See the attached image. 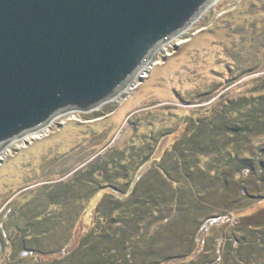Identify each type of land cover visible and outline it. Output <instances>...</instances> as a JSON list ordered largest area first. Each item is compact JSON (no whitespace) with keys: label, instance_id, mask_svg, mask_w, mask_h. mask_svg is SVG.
Instances as JSON below:
<instances>
[{"label":"rangeland","instance_id":"1","mask_svg":"<svg viewBox=\"0 0 264 264\" xmlns=\"http://www.w3.org/2000/svg\"><path fill=\"white\" fill-rule=\"evenodd\" d=\"M256 6L264 8V0H216L188 29L162 45L141 75L137 76L133 83L119 95L89 111L66 112L57 116L41 130L10 143L0 153V213L4 208L10 213L6 221L8 234L10 235L14 231V226H11L14 222V210L22 207L25 212L30 208V211L24 215L25 217L19 220L18 225L22 228L28 227L29 224L34 225V228L38 227L35 235L40 246L46 252L61 249L72 236L70 241L72 247L70 243L67 251L55 252L54 257L65 255L74 248L73 245L78 243V239L80 240L92 231L95 223L98 224L97 218L94 217L95 207L98 203L102 199L105 202H110L113 199L109 193L113 190L112 188H115L116 191L121 188L123 191L126 184L122 178H117V175H112L113 179L117 178L112 183L115 185L114 187L98 190L93 183H86L85 187L78 188L76 202L69 199L70 203L66 209L35 223V212H38L40 205L49 206L48 192L55 190L53 186L44 187L45 184L66 181L76 169L88 165L100 154L106 153L112 148L123 149L132 141L135 134L133 122L144 121L150 115L166 114L170 118V128H175L183 116L190 113H195L194 117L201 116L205 113V108L217 103L219 98H224L225 102L226 99L244 95L251 90L253 78L264 75V52L255 46L250 51H243V54L238 55L239 58L235 61L234 54L241 48L233 49L232 46L233 41L239 42L241 39V35L238 34L239 25H244V22L251 26L254 22L264 24V12L253 13V15L249 12L248 15H245L247 10ZM261 29V27L256 29L255 25L251 27L252 33L258 40H261L257 35L261 34ZM259 60H262L259 71L254 74L238 76L240 68L243 69L246 64L255 65ZM234 66L239 69L235 71L232 68ZM161 130L167 129L162 127ZM155 133L158 136L157 132ZM177 135L170 134L162 139L160 147L153 157V163H156L155 160H158L165 147L173 142ZM85 160L87 161L85 162ZM261 160L264 164V153ZM83 161L84 163L81 164ZM69 167H75V170L66 174ZM125 174L121 172L120 176ZM98 176L101 177V174L99 173ZM128 179L127 177L126 181ZM238 182L244 186L247 194L244 200L241 198L240 203L235 202L239 188H236L238 184L231 182L228 186L229 191H232L230 200L233 207L244 203L248 207L240 214L235 211L233 215L219 219V224H213L211 229L203 230V234L205 232L207 234L205 238L207 251L202 252L203 256L208 254L210 258H215L218 254L216 253L218 252L217 248L219 247L220 255L224 253L225 247L230 253L229 257L226 253L224 254V258L228 257L230 260L227 264H237V261L232 259L234 250L232 244L227 241L225 246L226 237L229 238V234L233 235L236 231V236L240 238L243 236V232L240 231L242 227L245 229L249 227L264 228V173L257 169L254 174L249 172ZM226 198L228 196L225 199L214 200L215 203L213 202L211 208H205L206 211L199 210L198 218L184 225L186 233L183 237L185 239L179 237L167 241L161 254L164 253L163 255L166 256L167 250L169 248L172 250L173 246L176 248L178 244L179 248L175 252L185 250L192 245V234L203 217L226 212V202L223 201ZM85 203V211L82 212ZM54 207L52 206V208ZM167 207L168 205L161 206V210L167 211L169 209ZM4 215L1 217L2 219L7 216ZM128 216H118L117 212L113 214V217L119 220L117 221L118 225L122 224L123 228L119 225L122 235L126 234L127 239L132 241L135 248L140 247L142 252H149L147 244L140 239H135L136 234L141 231L140 224L142 222L134 223L137 217L134 219ZM39 218L41 219V217ZM77 220L78 223L75 224ZM143 221L146 223L147 218L145 217ZM108 234L103 230L102 236L106 239V244L110 247L111 245L121 247V240L110 239L111 236ZM155 235L159 236L160 233L155 232ZM97 241V238L93 240L94 245L99 243ZM108 241L113 243L110 244ZM201 243L203 241L200 238ZM219 243L221 245H218ZM106 244H99V248H95L96 251L107 250L106 252L109 253L111 248L106 249ZM84 250L77 251L70 257L73 264L74 262L89 264L90 254L91 256L97 255L89 248ZM151 250L152 253H147L146 259L140 258L137 264H154L153 257L156 258V247H151ZM3 254L2 256L0 254V260L3 258ZM32 262H34V258L28 255L23 259H16L10 264H32ZM195 262L193 258L189 263L183 264H195Z\"/></svg>","mask_w":264,"mask_h":264},{"label":"trees","instance_id":"2","mask_svg":"<svg viewBox=\"0 0 264 264\" xmlns=\"http://www.w3.org/2000/svg\"><path fill=\"white\" fill-rule=\"evenodd\" d=\"M249 12L252 15L257 14V12H264V8L253 7L247 10L245 15ZM253 25L256 29L262 28L261 31L259 30L261 34H257L261 40L252 33ZM253 25L245 22L244 25H239L238 34L241 35V39L239 42L233 41L232 46L233 49L241 48L234 54L235 61L238 60V55L243 54V51H250L255 46L264 52V24L254 22ZM261 63L262 60H259L255 65L246 64L243 69H239L237 65L232 68L235 71L239 69L238 76H244L259 71ZM251 83L253 87L244 95L226 99L225 102L221 97L217 103L206 107L205 113L201 116L194 117L195 113L183 116L175 128H170V118L166 114L150 115L144 121L133 122L135 134L132 141L123 149L112 148L81 169L75 170V167H69L66 174L75 171L66 181L62 180L50 185L44 183V187L53 186L55 190L48 192L49 206L40 205L38 212H35V223L66 209L70 203L69 199L76 202L78 188L85 187L86 183H93L98 190L114 187L112 183L117 178H122L126 184L123 191L121 188L117 191L112 188L113 190L109 193L113 199L110 202L102 199L98 203L94 214L98 224L95 223L91 232L78 239V243L73 245L74 248L67 252L68 254L54 257L55 252L67 251L70 243L72 247L70 242L72 236L61 249L46 252L35 235L38 227L34 228V225L29 224L28 227L22 228L18 225L19 220L25 217L30 208L25 212L22 207L14 210V222L11 225L14 226V231L9 235L6 221L10 213L4 208L0 213L1 256L4 253L0 264H10L28 255L34 258L32 264H73L70 257L77 251L87 250V248L97 254L96 256L90 254L89 264H137L140 258L146 259L147 253H152L151 247H156L154 264H183L189 263L193 258L196 261L195 264H227L230 261L228 258L230 253L225 247L224 253L220 255L219 247L217 248L218 254L215 258H210L208 254L203 256L202 252L207 251L205 240L207 234L206 232L203 234V230L211 229L213 224L219 222V219L229 217L235 211L240 214L248 207L245 203L233 207L230 200L232 191L228 189L229 183L238 184L237 199L233 200L240 203L241 198L244 200L247 194V190L238 182L240 178L247 176L249 172L254 174L257 169L264 173V164L261 160L264 153V75L253 78ZM162 127L167 130H161ZM170 134L178 135L165 147L158 160H155L156 163H153V157L162 139ZM83 163L84 161L81 164ZM61 172L64 173L62 170ZM121 172L126 174L120 176ZM99 173L101 177L98 176ZM112 175H117V178L113 179ZM127 177L129 179L126 181ZM227 196L228 198L223 200L226 202V212L202 218L192 234L191 248L189 246L185 250L175 252L179 248L178 244L176 248L173 246L172 250L169 248L166 256L163 255L164 253L161 254L167 241L179 237L185 239L184 225L189 221L192 222L193 219L196 220L199 210L206 211L205 208H211V205L215 203L214 200L225 199ZM51 205L55 207L52 208ZM85 205L86 203L83 204L82 212L85 211ZM164 205H168V212L161 210V206L164 207ZM116 212L118 216L129 215L128 217L134 219L137 217L134 223L142 222L141 231L136 234L135 239H140L147 244L149 252H142L140 247L135 248L132 241L127 239L128 236L122 235L119 230L120 227L123 228L122 224H119V227L117 223L119 220L113 217ZM3 215H7L6 218L2 219ZM145 217L146 223L143 221ZM77 223L78 220L75 224ZM103 230L109 233L110 239H120L121 247L107 245L106 239L102 236ZM240 231L243 232L240 238L236 236V231L233 235L229 234V238L226 237L225 246L229 241L234 249L232 259H235L237 264H261L262 261L264 264V228L242 227ZM155 232H159L160 235H155ZM96 238L99 243L94 245L93 240ZM200 238L203 241L201 244ZM99 244H106L105 248H111L110 252H106L107 250L97 252L95 248H99ZM184 245L186 246L185 243ZM225 253L228 255L227 258H224ZM239 255L241 256L237 258ZM155 259H157L156 262Z\"/></svg>","mask_w":264,"mask_h":264},{"label":"water","instance_id":"3","mask_svg":"<svg viewBox=\"0 0 264 264\" xmlns=\"http://www.w3.org/2000/svg\"><path fill=\"white\" fill-rule=\"evenodd\" d=\"M216 0H0V152L119 95Z\"/></svg>","mask_w":264,"mask_h":264},{"label":"bare ground","instance_id":"4","mask_svg":"<svg viewBox=\"0 0 264 264\" xmlns=\"http://www.w3.org/2000/svg\"><path fill=\"white\" fill-rule=\"evenodd\" d=\"M39 134V133H38ZM0 153H2V152H0Z\"/></svg>","mask_w":264,"mask_h":264}]
</instances>
